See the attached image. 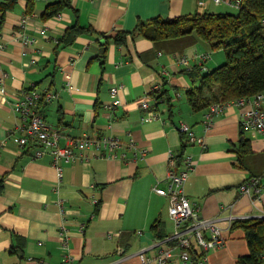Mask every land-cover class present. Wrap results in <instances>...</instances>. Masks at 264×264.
I'll list each match as a JSON object with an SVG mask.
<instances>
[{
  "label": "crops",
  "instance_id": "0c3cea01",
  "mask_svg": "<svg viewBox=\"0 0 264 264\" xmlns=\"http://www.w3.org/2000/svg\"><path fill=\"white\" fill-rule=\"evenodd\" d=\"M9 1L0 0V8ZM55 1L32 0L28 13L30 0H15L0 20V144L5 143L0 146V264H66L62 226L70 232L72 264H144L141 255L154 259L159 239L153 226L160 225L157 232L163 237L175 230L168 198L154 190L168 185L171 153L178 171L192 157L186 195L202 217L216 221L224 238L221 247L208 252L205 264H237L249 246L244 230L231 229L232 223L264 214V191L254 198L239 190L247 179L264 176V136L243 128L244 109L232 105L214 114L207 129L209 108L194 112L185 91L198 85L190 75L191 67L199 65L195 55L210 54L206 68L213 70L226 61L224 50L211 51L193 36L156 44L130 34L140 22L229 12L234 5L213 0H70L71 7L44 19L46 7ZM74 25L89 31L69 46L59 45ZM23 30L33 43L22 42ZM119 31L130 32L122 46L113 37ZM182 56L190 58L188 65L180 61ZM158 84L166 94L154 108L151 92ZM32 89L54 94L39 108L60 131V145L107 135L119 138L124 148L108 158L91 147L62 163L57 191L52 156L36 157L34 147H20L9 138L20 123L13 103ZM144 100L157 114L151 120L142 119L147 115ZM181 123L190 125L203 144L185 143ZM130 140L134 148L127 146ZM243 142L252 151L241 160ZM138 150H146L145 155L136 156ZM177 156L184 157L179 165ZM174 261L181 264L179 250Z\"/></svg>",
  "mask_w": 264,
  "mask_h": 264
},
{
  "label": "built area",
  "instance_id": "2783aa9c",
  "mask_svg": "<svg viewBox=\"0 0 264 264\" xmlns=\"http://www.w3.org/2000/svg\"><path fill=\"white\" fill-rule=\"evenodd\" d=\"M215 3H228L236 7L240 6L242 0H213ZM203 3V0H201ZM27 18H23L22 27L25 28ZM262 27L264 31V16L262 18ZM20 33L22 36V42L27 45L35 41L34 38L28 36L24 32ZM45 33V30H42ZM2 46V45H0ZM210 54L199 53L195 55L199 65L202 69L206 70V62L209 59ZM189 59L186 56H182L180 61L185 65L189 64ZM161 84L153 87L154 91L161 90ZM2 90H4L2 88ZM113 95L118 93V88L112 89ZM54 97V94L50 91L39 92L37 90H30L24 94L22 98L13 103V110L20 120V123L16 126L15 130L10 132L9 138L24 148H33L34 155L36 157L50 154L53 158L54 166L58 171L59 183L56 185V190L60 189V182L63 176L62 163H69L75 159L78 153L83 150L94 147L98 150H102L103 155L108 158L116 157V152L119 149L124 148V143L117 137H111L103 135L99 138H91L85 136L77 140H72L69 144L60 145L61 133L59 130L51 127L43 114L40 112V103L43 101H50ZM264 100V93H257L252 97L240 98L232 100L227 103H215L211 105L206 114L207 129L210 128L213 115L223 110L227 106L243 107V128L253 129L264 136V107L262 102ZM118 102V101H116ZM143 109L147 111L143 120H151L157 115L148 101L141 103ZM180 131L184 135L186 142L203 144V138L197 137L190 125L187 123L180 124ZM5 143H1L0 146H4ZM129 148H134L135 145L130 140L127 145ZM146 150H138L135 155L144 156ZM118 154V153H117ZM185 168L176 170L177 162L174 154H170V169L168 172L167 187H154V190L168 198L169 208L168 213L175 223V230L171 236L158 241L157 248L158 254L154 259H146L141 255V261L144 264H176L174 261V254L176 250H179V256L181 264H205L208 259V252L221 247L224 243L221 229L216 224V221L211 218H205L200 215V209L191 203L190 199L185 192V184L189 177L190 171L193 169V161L191 156H187L184 160ZM264 176L251 177L243 182L239 190L243 194H249L254 198H259L264 191ZM59 204L62 201L59 200ZM257 216V217H263ZM60 238L62 240V246L65 249V263L72 264L73 256L70 253L69 241L70 232L65 226L60 229ZM174 243L171 246V242ZM196 247L200 249V258L195 263L192 259V248Z\"/></svg>",
  "mask_w": 264,
  "mask_h": 264
},
{
  "label": "trees",
  "instance_id": "16d2710c",
  "mask_svg": "<svg viewBox=\"0 0 264 264\" xmlns=\"http://www.w3.org/2000/svg\"><path fill=\"white\" fill-rule=\"evenodd\" d=\"M31 2L32 0L28 6V13L32 12ZM13 4L15 0H10L0 8L2 12L0 20ZM69 7L70 0H56L46 7L43 18H53ZM263 16L264 0H242L237 13L207 12L181 15L173 19L155 18L150 22L138 23L131 33L119 31L113 37L115 43L122 46L127 43L129 33L132 37L143 36L156 44L193 36L198 42L201 40L211 51L224 50L226 61L213 70L202 69L197 64L191 67V78L198 81V85L185 90L186 98L192 110L199 112L215 103H227L264 93ZM87 31L89 30L79 25L71 26L66 30L59 45L69 46L80 34ZM151 94L156 101L152 107L157 108L158 101L164 98L166 92L152 90ZM251 151L250 145L243 142L239 149L241 160ZM179 157L182 156H177L178 165L184 158ZM159 226L155 224L152 229L161 241L167 237L157 232ZM236 228L244 230L249 246V252L239 256L237 264H264V216L237 219L232 223L231 229ZM174 243L177 242H171L170 245L173 246ZM200 255V250L193 247L192 259L195 263Z\"/></svg>",
  "mask_w": 264,
  "mask_h": 264
},
{
  "label": "rangeland",
  "instance_id": "374dc122",
  "mask_svg": "<svg viewBox=\"0 0 264 264\" xmlns=\"http://www.w3.org/2000/svg\"><path fill=\"white\" fill-rule=\"evenodd\" d=\"M224 12H227V11H224ZM229 12L230 13H237L238 12V7H236V6H233V7H231L230 8V10H229ZM195 35V34H194ZM195 36H197V35H195ZM199 39V38H198ZM199 42H202L201 40H199ZM222 54H225V52L224 51H222ZM226 55V54H225ZM224 63V62H223ZM206 70H208L207 68H206ZM176 100H178L177 99V97L175 98ZM185 102V101H184Z\"/></svg>",
  "mask_w": 264,
  "mask_h": 264
}]
</instances>
